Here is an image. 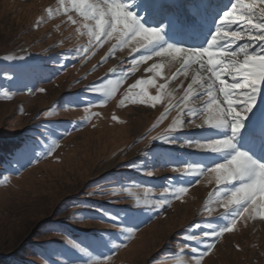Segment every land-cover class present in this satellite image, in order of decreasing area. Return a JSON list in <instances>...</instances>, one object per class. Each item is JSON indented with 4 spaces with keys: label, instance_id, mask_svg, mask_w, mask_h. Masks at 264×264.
<instances>
[{
    "label": "rangeland",
    "instance_id": "374dc122",
    "mask_svg": "<svg viewBox=\"0 0 264 264\" xmlns=\"http://www.w3.org/2000/svg\"><path fill=\"white\" fill-rule=\"evenodd\" d=\"M59 2L0 0V145L5 147L0 152V257L10 264H94L98 259L105 264H196L191 248L203 251L205 245L183 237L206 240V224L222 226L226 221L221 208L211 216L203 211L216 187L214 179L208 183L205 177L182 173L188 165L206 169L223 162V156L186 145L214 135L205 129L185 128L168 142L153 140L176 115L171 112L158 122L168 103L165 97L176 103L190 78L156 57L134 67L130 61L143 49L132 52V45L108 56L114 40L77 55L89 43L84 22L75 12L57 11ZM63 2L71 7V0ZM172 3L134 0L132 10L147 21L146 27L163 25L168 43L203 47L229 0H204L189 30L169 23L165 9ZM149 5L164 7L146 11ZM153 62L162 64L160 76L145 71ZM122 71L128 75L114 96L90 90L102 78L104 83L117 79ZM148 79L157 86L166 84L156 107L119 104L127 91H140L130 85ZM142 87L150 96L157 94L156 87ZM261 108L264 93L257 95L235 143L264 162V139L252 128L264 123L257 119ZM25 148L29 155L21 158ZM169 181L175 187L192 185L175 199L171 191L164 192ZM162 195L170 198L169 206L152 208ZM117 226L133 228L131 237ZM200 264H264V221L238 220Z\"/></svg>",
    "mask_w": 264,
    "mask_h": 264
},
{
    "label": "snow or ice",
    "instance_id": "6c2138e0",
    "mask_svg": "<svg viewBox=\"0 0 264 264\" xmlns=\"http://www.w3.org/2000/svg\"><path fill=\"white\" fill-rule=\"evenodd\" d=\"M203 2L204 0H173L165 9L166 18L175 27L189 30L198 21ZM133 6L134 0L132 3L130 0H71L69 8L68 4L60 0L57 11L63 8L65 14L75 12L84 22L83 27L89 43L87 48L76 50L77 55L81 51H94L109 40H114L108 56L132 45V52L143 49L138 59L130 61L134 67L156 57L173 64L176 73L190 78V83L183 88V94L176 103H171L170 97H165L168 103L158 122L163 121L171 112L176 115L164 133L153 137V140L168 142L172 134L185 128L205 129L214 135L195 144L186 142V145L223 156V162L215 163L206 169L188 165L182 173L197 179L205 177L208 183H212L214 179L216 187L209 192L203 211L211 216L215 209L221 208L223 212L220 216L226 221L222 226L206 224L210 229L203 232L206 240L191 234L183 237L185 240H195L197 244L205 245L203 251L196 247L191 248L192 253L197 254L196 264H200L203 257L215 246V241L236 228L238 220L259 218L264 221V162L254 159L247 151L238 150L235 143L244 127L243 122L256 104L257 95L264 93V0H248L247 3L245 0H229L220 12L219 19L215 21L214 31L206 46L203 47H183L168 43L164 36V26L146 27L147 21L142 22L143 18L134 14ZM156 7L164 6L149 5L146 11ZM49 15H52L51 11ZM68 20L73 24L78 23L72 15H68ZM79 30L78 28L77 31ZM242 39L244 43H236ZM161 68V63L153 62L145 71L160 76ZM176 73H173V76ZM127 75V72L122 71L117 79H108L107 83H104L102 78L101 83L91 86L90 90L110 98L115 95ZM165 79L171 80L172 77ZM145 84L156 87L157 94L148 95L142 87ZM137 87H140L139 92L127 91L119 100V104L124 105L131 101L133 104L150 103L152 107H156L161 102V92L166 84L157 86L152 79H148L137 80L130 85L133 90ZM37 91L43 92L44 89ZM3 95L8 97L7 92ZM260 135L264 139V130ZM18 155L27 158L29 151L25 148ZM197 179L192 184H195ZM169 184L170 187H165L164 192L171 191L175 199H180L192 185L175 187L171 185V181ZM93 194L95 193H90ZM112 194L115 195L114 192ZM137 203L139 204V201ZM169 204L170 198L162 195L151 207L163 209ZM117 227L121 228L122 235L126 232L128 238L134 231L131 227ZM195 227L200 228V225ZM120 246L123 245L116 247ZM79 250L85 251L84 248ZM94 264H105V261L98 259Z\"/></svg>",
    "mask_w": 264,
    "mask_h": 264
},
{
    "label": "bare ground",
    "instance_id": "6f19581e",
    "mask_svg": "<svg viewBox=\"0 0 264 264\" xmlns=\"http://www.w3.org/2000/svg\"><path fill=\"white\" fill-rule=\"evenodd\" d=\"M189 44V43H188ZM262 114V112H260V114L259 115H257L258 117H257V119H259V121L260 120H263L264 119V115L262 116L261 115ZM261 122V121H260ZM259 122V123H260ZM258 122H256L255 123V125L252 127L253 128V130L255 131V132H261L262 130H264V123H260L259 124ZM258 156V155H257Z\"/></svg>",
    "mask_w": 264,
    "mask_h": 264
},
{
    "label": "trees",
    "instance_id": "16d2710c",
    "mask_svg": "<svg viewBox=\"0 0 264 264\" xmlns=\"http://www.w3.org/2000/svg\"><path fill=\"white\" fill-rule=\"evenodd\" d=\"M11 147H12V144H9L7 149H10ZM4 148L5 147L3 145L2 146L0 145V152H2L3 150H5ZM1 160H2V158L0 156V164H1ZM9 260L10 259H8L7 257H0V264H10L11 261H9Z\"/></svg>",
    "mask_w": 264,
    "mask_h": 264
}]
</instances>
